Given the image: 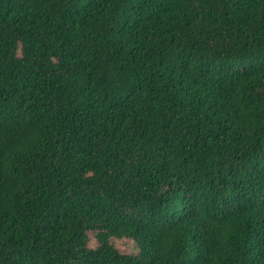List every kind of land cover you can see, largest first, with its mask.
I'll return each mask as SVG.
<instances>
[{"label":"trees","instance_id":"obj_1","mask_svg":"<svg viewBox=\"0 0 264 264\" xmlns=\"http://www.w3.org/2000/svg\"><path fill=\"white\" fill-rule=\"evenodd\" d=\"M0 264H264V0H0Z\"/></svg>","mask_w":264,"mask_h":264},{"label":"rangeland","instance_id":"obj_2","mask_svg":"<svg viewBox=\"0 0 264 264\" xmlns=\"http://www.w3.org/2000/svg\"><path fill=\"white\" fill-rule=\"evenodd\" d=\"M112 243L116 248H118L122 252H127V253L136 252V248L134 247L133 242L127 238H121V239L113 238ZM89 245L90 246L96 245L95 239L93 238L92 235L90 236Z\"/></svg>","mask_w":264,"mask_h":264}]
</instances>
